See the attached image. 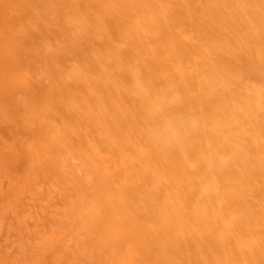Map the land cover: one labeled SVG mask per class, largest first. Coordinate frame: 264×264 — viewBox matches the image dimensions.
Masks as SVG:
<instances>
[{"label":"bare ground","instance_id":"obj_1","mask_svg":"<svg viewBox=\"0 0 264 264\" xmlns=\"http://www.w3.org/2000/svg\"><path fill=\"white\" fill-rule=\"evenodd\" d=\"M3 135L0 264H264V0H0Z\"/></svg>","mask_w":264,"mask_h":264},{"label":"rangeland","instance_id":"obj_2","mask_svg":"<svg viewBox=\"0 0 264 264\" xmlns=\"http://www.w3.org/2000/svg\"><path fill=\"white\" fill-rule=\"evenodd\" d=\"M7 138L3 135V136H0V141H6ZM5 152L3 149H1L0 147V208L2 207L3 204H5L4 200H5V193H7L9 187L10 186L9 184H7V180H8V174L10 172V169H9V166H8V163L7 161L5 160ZM6 214V213H5ZM5 214L3 215V217H1V220H2V223L6 222V216ZM2 235L1 238H0V241L2 243V241L5 240V237H6V233H5V230L2 228L1 229V232H0Z\"/></svg>","mask_w":264,"mask_h":264}]
</instances>
